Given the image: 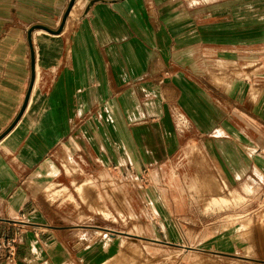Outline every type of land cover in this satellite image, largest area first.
Wrapping results in <instances>:
<instances>
[{
	"label": "crops",
	"instance_id": "1",
	"mask_svg": "<svg viewBox=\"0 0 264 264\" xmlns=\"http://www.w3.org/2000/svg\"><path fill=\"white\" fill-rule=\"evenodd\" d=\"M71 1L0 0V244L16 264H105L110 212L77 191L94 183L75 185L92 212L58 201L76 200L56 181L77 162L153 180L198 152L224 184L209 191L264 184V0Z\"/></svg>",
	"mask_w": 264,
	"mask_h": 264
},
{
	"label": "rangeland",
	"instance_id": "2",
	"mask_svg": "<svg viewBox=\"0 0 264 264\" xmlns=\"http://www.w3.org/2000/svg\"><path fill=\"white\" fill-rule=\"evenodd\" d=\"M64 166L72 173L71 163ZM75 168L56 188L69 187L76 200L58 201L89 212L75 185L94 183L78 185L77 191L84 201L91 193V202L112 214L94 213L105 223V264H264V184L252 181L254 188L248 185L237 195L209 191L214 180L223 183L198 152L181 154L173 169L153 180L107 171L98 177L78 162Z\"/></svg>",
	"mask_w": 264,
	"mask_h": 264
},
{
	"label": "built area",
	"instance_id": "3",
	"mask_svg": "<svg viewBox=\"0 0 264 264\" xmlns=\"http://www.w3.org/2000/svg\"><path fill=\"white\" fill-rule=\"evenodd\" d=\"M14 240H5L1 242L0 247L6 251L5 264H16L17 248Z\"/></svg>",
	"mask_w": 264,
	"mask_h": 264
},
{
	"label": "water",
	"instance_id": "4",
	"mask_svg": "<svg viewBox=\"0 0 264 264\" xmlns=\"http://www.w3.org/2000/svg\"><path fill=\"white\" fill-rule=\"evenodd\" d=\"M74 2H75V0H72V1H71L70 6H69V10L73 7ZM27 103H28V98H27L26 101H25V104H24V108H23V110H22V113L24 112V110H25V108H26V106H27Z\"/></svg>",
	"mask_w": 264,
	"mask_h": 264
}]
</instances>
